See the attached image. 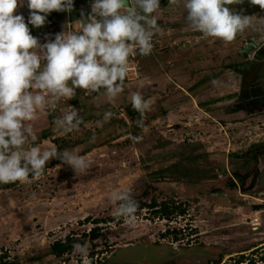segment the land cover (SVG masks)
Returning <instances> with one entry per match:
<instances>
[{"label":"rangeland","instance_id":"374dc122","mask_svg":"<svg viewBox=\"0 0 264 264\" xmlns=\"http://www.w3.org/2000/svg\"><path fill=\"white\" fill-rule=\"evenodd\" d=\"M230 7L264 14L249 0ZM16 14L27 22V0ZM155 15L165 34L155 37L150 55L141 56V76L125 81L113 102L104 90L76 89L70 102L83 119L78 130L57 128L54 121L69 111L58 100L28 122L42 149H76L90 164L76 175L53 159L39 177L0 184V254L18 264H82L73 247L61 256L51 252L54 241L69 235L88 243L90 264H133L124 260L131 249L120 247L140 244L171 249L165 264H216L217 257L218 264H264V145L257 146L264 143V67L244 66L250 57L244 45L264 34V18L224 42L190 28L182 3L164 0ZM66 16L56 11L43 26H31V34L41 44L54 40ZM137 91L151 107L143 129L135 128L139 113L127 123L117 110ZM108 110L114 115L105 123ZM136 136L142 139L135 142ZM186 168L197 174L184 175ZM124 190L139 205L155 198L184 212L167 218L145 204L134 222H126L110 199ZM95 225L100 229L89 235Z\"/></svg>","mask_w":264,"mask_h":264},{"label":"clouds","instance_id":"9594fccd","mask_svg":"<svg viewBox=\"0 0 264 264\" xmlns=\"http://www.w3.org/2000/svg\"><path fill=\"white\" fill-rule=\"evenodd\" d=\"M264 9V0H249ZM183 5L190 28L205 37L232 42L253 27V17L230 7L243 0H169ZM24 0H0V184L24 181L43 174L46 164L59 159L76 175L87 170L90 161L76 149L58 152L42 149L37 134L28 123L43 106L53 100L70 99L76 89L104 90L109 103L124 91L129 73V57L139 52L150 55L154 37L165 34L155 13L161 0H93L91 13L41 44L28 27H41L53 11L71 12L74 0H27L29 17L16 14ZM258 43L264 44V34ZM132 108L140 114L136 126L143 129L150 101L140 92L130 95ZM108 110L103 122L113 117ZM64 132L78 130L83 123L77 110L54 121ZM142 139L133 137L135 142ZM31 141V146L25 147ZM115 215L135 221L139 207L130 190L111 194ZM82 264H90L88 243L73 244Z\"/></svg>","mask_w":264,"mask_h":264},{"label":"trees","instance_id":"16d2710c","mask_svg":"<svg viewBox=\"0 0 264 264\" xmlns=\"http://www.w3.org/2000/svg\"><path fill=\"white\" fill-rule=\"evenodd\" d=\"M88 0H74V7L73 10L71 12H69L70 16L72 18H85L87 17V15L89 14V12L83 11L81 10V5H84L87 3ZM56 11L51 12L49 15L54 14ZM47 16V17H48ZM32 25L29 24L28 27L30 28ZM142 64V63H141ZM126 81V80H125ZM131 105V103H129V105H127V108L129 110L130 116L134 119L136 118V116H138V112L133 111L129 108V106ZM137 126L135 125V128ZM56 140V139H55ZM165 171H168L169 174H174V172L172 171L171 167L165 168ZM192 173L197 174V171H191V169L186 168L184 171V175H190ZM14 183H8V185H12L15 184ZM234 185V183H232ZM145 204H148L150 207H152L153 209V213L157 214L158 216H164L167 218H170L172 216V214L174 212H184V208H182L181 205L179 204H175L174 202H170V201H157L155 198H152L150 200L149 203H140L139 206H144ZM259 206V205H258ZM95 222H98V219L95 220ZM100 229V227L98 225H95L93 227H91L88 230V234L95 236L97 234V231ZM179 230V229H178ZM178 230L173 229V231L178 232ZM177 236V234H175V237ZM75 243V240L72 239L69 235H66L64 237V239H58L56 241H54L50 248H51V252L54 253L56 256H61L64 253L70 251L72 249L73 244ZM245 259V256L243 255V253L239 256L238 258V262H241ZM248 262H251V264H256L254 261H252V259H247ZM214 261L216 262V264H218L220 262V257H217L214 259ZM0 264H18L15 260H11L8 259V257L6 256V253H2L0 254Z\"/></svg>","mask_w":264,"mask_h":264},{"label":"flooded vegetation","instance_id":"af4514ba","mask_svg":"<svg viewBox=\"0 0 264 264\" xmlns=\"http://www.w3.org/2000/svg\"><path fill=\"white\" fill-rule=\"evenodd\" d=\"M164 0H161V2ZM260 8V7H259ZM90 13V8L87 9ZM255 11V10H254ZM253 12V11H252ZM254 35L250 37V40L244 45V50L249 52V58H246L245 67H249V70L252 71L253 68L264 67V44L258 43L259 36ZM244 70V68H242ZM242 75L245 77L247 72H243ZM264 143H258L257 146H263ZM141 246L140 249L137 247ZM121 249H131L127 254L128 256L124 258L125 261H130L133 264H165L169 260V256L172 254L171 249L165 248L163 245L156 244H140V245H126L120 247ZM116 251L114 252V254Z\"/></svg>","mask_w":264,"mask_h":264},{"label":"built area","instance_id":"2783aa9c","mask_svg":"<svg viewBox=\"0 0 264 264\" xmlns=\"http://www.w3.org/2000/svg\"><path fill=\"white\" fill-rule=\"evenodd\" d=\"M90 13H91V9H90ZM80 19H82V18H72L70 16L69 12H67V16H66V20H65V26H64V29L62 30V32L65 31L66 28H71L72 24H74L76 21H78ZM154 40H155V37H154ZM153 43H154V41H153ZM141 56L142 55H140L139 52L137 51L136 53H134L133 55H131L129 57V73L125 79L126 81L137 79L141 76V71H142V64L140 61ZM101 90H103V89H101ZM86 91L98 92V91H91V90H86ZM73 97L70 99H60L58 101H61L68 108V110H70V106L72 107V104L70 101L73 99ZM51 106H52V112H56L58 110V107L55 103H53ZM129 108L131 110L135 111L131 105L129 106ZM117 110L119 111L118 115L120 117H122L125 122L129 123V119L131 118V116H130L128 108L127 107H119V108H117Z\"/></svg>","mask_w":264,"mask_h":264},{"label":"crops","instance_id":"0c3cea01","mask_svg":"<svg viewBox=\"0 0 264 264\" xmlns=\"http://www.w3.org/2000/svg\"><path fill=\"white\" fill-rule=\"evenodd\" d=\"M246 15L252 16L253 20H257L260 21L261 19L264 18V14L263 13H259V10L253 11V12H249ZM220 40V39H217Z\"/></svg>","mask_w":264,"mask_h":264},{"label":"water","instance_id":"95a60500","mask_svg":"<svg viewBox=\"0 0 264 264\" xmlns=\"http://www.w3.org/2000/svg\"><path fill=\"white\" fill-rule=\"evenodd\" d=\"M89 6H90V1H88L84 5H81V10L86 11L88 8H90Z\"/></svg>","mask_w":264,"mask_h":264}]
</instances>
